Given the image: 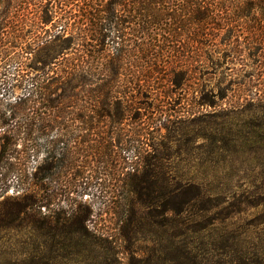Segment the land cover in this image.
<instances>
[{
  "label": "rangeland",
  "instance_id": "obj_1",
  "mask_svg": "<svg viewBox=\"0 0 264 264\" xmlns=\"http://www.w3.org/2000/svg\"><path fill=\"white\" fill-rule=\"evenodd\" d=\"M218 2L216 24L208 25L206 34L171 39L212 40L223 44L221 55L237 58L204 76L207 93L215 90L224 97L186 107L173 102L171 118L186 115L168 129L163 120L154 124L143 115L145 105L133 87L129 99L123 88L111 90L102 108L90 99L88 86L44 94L58 106L45 104L41 123L19 133L8 160H0V179L9 164L24 170L8 175V187L0 181V264H175L176 243L194 247L213 263L236 243L264 250V5L259 0ZM241 2L239 9L231 5ZM38 4L0 0V59L19 58L21 73H40L41 62L54 56V44L44 39L49 25L37 22ZM127 37L133 46L135 36ZM65 62L60 58L52 64L51 78L64 75L59 69ZM14 69L8 65L9 73ZM9 73H0V99L14 105L26 90L7 83ZM183 94L191 96L192 90L175 98ZM186 109L191 114L181 112ZM36 141L42 150L26 155L25 146ZM147 171L156 196L159 187L167 193L183 180L217 193L226 200L221 208L233 207L213 227L184 226L185 233L177 235L172 214L161 216L150 198L140 201L131 191ZM188 216L204 222L203 216Z\"/></svg>",
  "mask_w": 264,
  "mask_h": 264
},
{
  "label": "trees",
  "instance_id": "obj_2",
  "mask_svg": "<svg viewBox=\"0 0 264 264\" xmlns=\"http://www.w3.org/2000/svg\"><path fill=\"white\" fill-rule=\"evenodd\" d=\"M34 1L39 3L37 22L40 20L44 27L49 25L44 28V39L47 43L54 44V56L44 59L41 66L37 67L41 72L35 74L21 73L23 62L10 54L0 59L1 74L9 73L8 65L15 68L9 73L11 75L7 83L26 90L14 105L13 102L0 99V160H8L16 145L13 139L17 140L19 133L24 132L29 125L41 123L45 104L49 103L53 108L58 106V102L44 97L47 91L57 88L74 91L79 86H88L89 91L93 92L90 99L95 100L98 107L102 108L106 106L103 96H107L111 90L123 88L125 97L129 99L133 95L128 96L127 93L133 87L137 93L136 99L145 105L143 115L154 120V124L163 120L166 129L168 124L175 123L180 116L186 115L182 113L171 118L173 114L168 106L174 103H182L185 107L193 104L206 105L214 102L218 95L224 97L222 93H215V90L212 96L207 93L204 76L213 71L216 73L225 60L230 59L229 62H232L237 58H229V54L221 55V51L225 50L223 44L212 40L185 42L171 39L182 34L196 38L203 35L208 25L216 24L214 9L219 6L218 0ZM231 5L239 9L238 6L243 3ZM258 5H264V0H259ZM131 29L134 33L126 32ZM129 35L135 36L133 46L129 44ZM70 52L72 55L67 58ZM60 58H66L64 68L59 69L64 75L62 78H51L49 74L53 71L52 64H56ZM1 82V86L5 84L4 81ZM188 90H192L191 96L183 94L178 99L175 98L177 92ZM152 95L156 97L149 102ZM155 100L160 103L155 105ZM17 104L20 105L19 108H15ZM7 110H10L9 116H6ZM185 111L191 114L187 109L181 112ZM130 112V107L126 106L125 114L128 116ZM42 148L37 141L29 142L24 151L26 155H33ZM10 166L11 164L0 179L1 185L5 187H8L6 182L11 172L24 171L21 167L14 170ZM151 176L152 172L147 171L144 178L135 180L131 191L140 201L150 198L154 205H158L161 216L172 214V225L176 228L177 235L184 234L185 229L190 230L194 226L200 230L209 229L220 220L224 210L227 215L230 207H233L229 204L221 208L226 200L219 198L217 193L212 190L202 192L196 183L183 180L176 182L167 193L162 186L159 187L156 196L155 186L149 182ZM133 178H137V175H133ZM167 194L169 199H164ZM188 212L203 216L204 222H196L192 219L193 216L185 217ZM231 237L233 240L239 239L238 235ZM103 240L108 242V239ZM238 244H233L235 248L230 245L228 250L224 249L222 259L213 263L194 253V247L176 243L175 264H264V250L250 251Z\"/></svg>",
  "mask_w": 264,
  "mask_h": 264
}]
</instances>
